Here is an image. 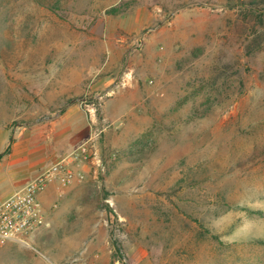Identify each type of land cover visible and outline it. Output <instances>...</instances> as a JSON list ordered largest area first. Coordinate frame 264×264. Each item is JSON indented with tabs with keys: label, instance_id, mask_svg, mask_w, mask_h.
I'll return each instance as SVG.
<instances>
[{
	"label": "rangeland",
	"instance_id": "rangeland-1",
	"mask_svg": "<svg viewBox=\"0 0 264 264\" xmlns=\"http://www.w3.org/2000/svg\"><path fill=\"white\" fill-rule=\"evenodd\" d=\"M59 164L56 264H264V0H0V203Z\"/></svg>",
	"mask_w": 264,
	"mask_h": 264
},
{
	"label": "built area",
	"instance_id": "built-area-1",
	"mask_svg": "<svg viewBox=\"0 0 264 264\" xmlns=\"http://www.w3.org/2000/svg\"><path fill=\"white\" fill-rule=\"evenodd\" d=\"M55 178L68 185L73 173L59 164L0 203V246L26 243L42 228L50 226L48 211L40 197Z\"/></svg>",
	"mask_w": 264,
	"mask_h": 264
},
{
	"label": "crops",
	"instance_id": "crops-1",
	"mask_svg": "<svg viewBox=\"0 0 264 264\" xmlns=\"http://www.w3.org/2000/svg\"><path fill=\"white\" fill-rule=\"evenodd\" d=\"M52 185L42 192L41 200L45 205L48 213L47 216L51 217V224L48 227L42 228L31 240L32 245L27 243H11L8 245L0 246V264H56L57 258L60 256L58 247L52 243L55 236L60 235L59 230L62 228L59 224L60 212L52 209L49 205L50 193ZM56 208V207H55ZM39 248L44 255L49 257H36L33 253V248Z\"/></svg>",
	"mask_w": 264,
	"mask_h": 264
},
{
	"label": "trees",
	"instance_id": "trees-1",
	"mask_svg": "<svg viewBox=\"0 0 264 264\" xmlns=\"http://www.w3.org/2000/svg\"><path fill=\"white\" fill-rule=\"evenodd\" d=\"M115 248H116V247H115ZM116 250H117V249H116ZM119 252H120V251L117 250V254H119L118 256H119V259H120V263H121V264H128V263L126 262V259H125L124 255L120 254Z\"/></svg>",
	"mask_w": 264,
	"mask_h": 264
}]
</instances>
